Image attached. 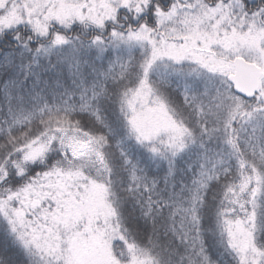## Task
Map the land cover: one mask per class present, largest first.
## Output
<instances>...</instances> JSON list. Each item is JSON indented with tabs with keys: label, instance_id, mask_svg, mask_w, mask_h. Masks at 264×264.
<instances>
[{
	"label": "trees",
	"instance_id": "16d2710c",
	"mask_svg": "<svg viewBox=\"0 0 264 264\" xmlns=\"http://www.w3.org/2000/svg\"><path fill=\"white\" fill-rule=\"evenodd\" d=\"M184 1L151 0V7L138 18L135 11L122 7L115 20L105 22L104 30L127 34L130 28L135 31L141 25L155 28L157 6L165 12ZM204 1L213 5L229 0ZM243 2L248 11L264 4V0ZM56 30L76 45L75 59L63 61L57 55L54 60L48 55V63H39V53L22 55L19 51L21 44L35 36L29 25L0 30V163L9 154L16 158L17 148L26 149V143L38 137L59 135L60 129L85 141L102 136L105 140L96 147L103 159L95 153L91 159L82 158L80 171L103 189L111 203L112 227L117 234L111 246L117 254L126 251L127 244H135L149 250L144 257L151 264H204L203 256L191 255L202 245L209 264H238L227 246L219 213L227 218L235 207L236 214L243 216L231 203L234 197L228 189L239 191L241 176L246 174L241 165H261L264 151L259 127L253 130L240 115L229 127L217 114L232 94L244 98L245 107L254 101L233 90L231 94L228 83L221 84L219 78L197 77L183 83L169 79L164 83L177 98L172 100L184 104L180 120L191 135L184 137L186 146L175 156L171 152L154 154L147 143L137 142L124 108L127 89L139 79L136 65L140 67L143 53L124 49L108 52L105 43L99 50L94 43L103 31L92 24L75 21L71 26H56ZM35 43L48 45L49 41ZM54 117L71 119L72 123L63 128L50 120ZM217 118L221 121L215 122ZM67 156L71 158L70 151ZM54 166L69 167L58 141L52 143L43 160L29 162L23 176L13 167L4 187L15 190L27 178L44 177ZM258 204V244H264V196L258 198ZM247 208L252 210L251 205ZM193 212L200 219L199 225L192 220ZM197 228L200 239L196 249L186 248L185 240L195 237ZM3 256L9 264H42L39 256L30 255L15 241L0 215V264H4Z\"/></svg>",
	"mask_w": 264,
	"mask_h": 264
},
{
	"label": "snow or ice",
	"instance_id": "6c2138e0",
	"mask_svg": "<svg viewBox=\"0 0 264 264\" xmlns=\"http://www.w3.org/2000/svg\"><path fill=\"white\" fill-rule=\"evenodd\" d=\"M122 6L132 10V5L127 2ZM119 7L120 5L113 7L112 12L115 13ZM148 7L151 6L148 5ZM189 7L193 11L191 19L185 20L186 29L193 31L190 25L195 23L201 30L193 31L191 43H186L180 50H174L173 45L165 46L163 39L160 41V48L155 46L154 40L151 41L153 50L144 69L145 78L132 94V99L127 101V106L133 108L137 98L147 99L151 91L147 82V72L157 60L167 57L180 63L190 58L210 73H220L228 77L237 85L239 92L254 101L253 105L245 107L246 102L242 101L240 96H234L233 99L237 103L230 113L227 124L230 127L237 115L246 117V122L253 127V130L259 127L261 148L264 151V4L251 13L246 11L247 5L244 4L239 5V13H237L235 3H220L210 10H205L199 5ZM25 8L28 10L29 17L33 14L43 15V20H37L34 25V31L41 36L48 35L52 21L63 26H71L75 21L81 24L92 23L100 28L104 26V20L100 18L95 5L89 6L77 0H71L68 3L64 0H60L59 3L56 0H44L43 3L27 4L19 9L21 15H24ZM85 9L87 11H84ZM135 12L138 18L143 10L136 6ZM177 12L176 6L163 14L159 6L156 8V15L162 14L169 20ZM236 15H239L238 22ZM185 16H188V13H185ZM217 16L219 19H216ZM211 20H215V23L209 24ZM225 21H227V27H222ZM112 35L118 39L122 38L115 31ZM128 39L142 42L149 41L150 38L146 34L130 32ZM196 40L202 42L198 54L193 52L196 48ZM63 42L65 38L56 35L54 43ZM212 46H216L217 50L213 51ZM188 53L193 54L189 56ZM149 111L162 112L163 105L159 109H149ZM138 118L139 113L133 115L129 121L130 130L135 134L137 142L148 144L150 152L161 156L171 152L175 156L178 151L185 148L184 137L191 133L187 128L177 126L171 117H162L159 122L149 128L143 127ZM59 132V135L45 136L44 139L38 137L26 143V149H16L14 153L16 158H12L13 154H9L3 163H0V182H3L0 184V215L6 221L15 241L30 255L39 256L42 264H97L95 252L91 249V245L98 238L94 234L97 231L94 225V213L89 211L83 203L79 206L75 205L71 200L74 193L65 194L55 186L53 190L41 193L39 176L27 178L23 185L15 190L4 187L7 184L6 178L9 171L13 167L17 175L23 176L26 165L37 159L43 160L47 152L51 150L54 141H58L61 150L65 152L69 167L65 169L54 166L44 174L45 177L65 173L69 177L79 178L81 172L78 169L84 165L78 162L82 158L91 159V155L95 153L101 160L103 159L96 146L105 140L104 137H88L85 141L75 134H69L66 129H60ZM87 135L85 133V136ZM229 143L233 141L229 140ZM69 151L71 158L67 156ZM241 167L245 169L246 174L241 176V182L237 186L239 191L229 188L228 192L234 197L231 203L239 207L243 216L236 214L235 207L230 210L233 215H228L227 218L225 213H219L221 229L226 235L228 248L238 258V264H264V244H258L257 236L258 198L264 196V160L259 166L252 164L245 168L242 164ZM93 187L96 186L93 185ZM48 201L51 203H47ZM42 202L47 203V206H42ZM248 205H251V211H248ZM192 220L199 225L200 219L195 212H193ZM199 239V228H197L196 236L185 240L186 248L196 249V242ZM126 248V251L122 249L117 254L114 247L107 246L108 264H147V261L142 260L141 257L149 255L148 249L140 248L135 244H127ZM191 255L203 256L204 264H209L208 257L204 256L202 245ZM3 258L4 264H9L8 259L4 256Z\"/></svg>",
	"mask_w": 264,
	"mask_h": 264
},
{
	"label": "rangeland",
	"instance_id": "374dc122",
	"mask_svg": "<svg viewBox=\"0 0 264 264\" xmlns=\"http://www.w3.org/2000/svg\"><path fill=\"white\" fill-rule=\"evenodd\" d=\"M150 1L151 0H77V2L87 3L89 4V6L95 5L96 9L99 11L100 18L103 19L104 16H106L107 18L106 21H104V24L105 22H107V20H113L112 17L116 16L118 10L123 7L122 5L124 3L127 2L132 5V10L130 11H135L136 6H139L144 12V10H146L148 5L151 3ZM248 1L250 3H254L256 0ZM43 2L44 0H0V30H12L20 25H29L30 29L35 33V36L32 38L29 37L25 41V43L21 44V49L19 51L22 52V55H29L31 52L39 53L40 58L36 59V61H38L39 63H48L49 60L46 59L48 55H52L54 60L57 55H59V58L63 61H65L67 58L69 61L75 59L77 47L72 40L68 41V39L66 38L65 42L63 43H54L56 35L62 36V34L56 30V26L60 27L63 25L52 21L49 27L48 35L41 36L34 31V25L37 20H43V15L36 16L35 14H33L31 17H29V15L27 14L28 10L26 8L24 11V15L20 14L19 9L24 8L25 5ZM56 2L59 3L60 0H56ZM64 2L68 3L71 2V0H64ZM220 3H235L237 5V13H239V5L244 4L243 0L218 1L213 5L207 4L204 0H185L182 3L179 2L173 5L178 8V12L172 19H166L162 14L169 12L173 6L168 11H161V15H157L155 28L141 25L140 27L135 29V31L130 28L127 34H123L122 32H116L119 36H122L121 39H118L112 35L114 31L106 33V30H104V26L103 28H100L92 23H88L94 25L97 29L103 31L102 35L99 37V40H96V42L94 43L97 47L99 45L103 46V43H105L108 52H111L116 49H124L122 51H126L128 53H143L144 57L140 64V67L139 64L136 65V71H139L140 69L139 79L137 81L136 78L135 84H133L134 86L129 87L127 89L128 94L127 97L124 98L126 103L124 108L130 115L129 121L132 119L133 115L139 113V122L145 128L153 126L154 124L159 122L162 117H171V119L176 122L177 126L184 127L182 125V120H180L181 112H183L184 110V104L182 102L172 100V98H176L175 94L171 92L170 89L166 87V83H164L171 78L178 79L182 83L187 82L188 80H193L197 77H200L202 79L219 78L217 80H219L221 84L228 83L226 87L232 94L233 88L228 82V77L220 73L212 74L190 58L185 59L180 63H176L173 60L164 57L162 60H157L147 72V82L149 88L151 89L147 96V99L141 100L137 98L134 101L133 108H129L127 106V101L132 99V94L136 91L137 88H139L141 80L145 78L144 69L146 66V62L150 58V55L153 50V45L151 41L154 40L156 42L155 46L157 48H160V41L161 39H163L165 46L173 45L174 50H180L181 47L184 46L186 43H191L193 39V31L201 30L197 27L195 23H192L190 25L193 31H189L186 29L185 20L191 19V13L193 11V9L189 6L199 5L205 10H210L211 8H214L217 4ZM117 5H120V7L115 13H113L112 8L116 7ZM84 11H87V9H85ZM246 11L248 10L246 9ZM248 12L251 13L252 11ZM185 13H188V16H185ZM216 19H219V16H217ZM236 21H239V15H236ZM208 23H215V20H211ZM222 27H227V21L224 22ZM228 30L230 31L231 29L229 28ZM130 32L139 33L142 35H149L150 39L149 41L142 42L136 40H129L128 36ZM35 41H49V43L48 45H40V43L36 44ZM31 42H33L35 46L33 49L31 46ZM195 43L196 48L193 49V52L198 54V49L202 47V42L200 40H196ZM98 49L102 50L101 46L98 47ZM212 50H217V47L212 46ZM192 54L193 53H188L189 56H191ZM145 91H148V89H145ZM192 94L197 95V93ZM233 97V94L232 96L230 95V98L228 99L229 101L226 100L224 108L217 114V116L223 117L224 125H228L227 121L229 120L230 113L233 109H235V105L237 103L233 99ZM241 100L244 101V98L241 97ZM161 105H163L162 112L149 111V109H159ZM195 106L196 105L191 107V109H193ZM165 113L166 116H164ZM54 118H51L50 120H53L52 122H55L56 125H59L63 128L69 127L72 123L71 119L63 120L57 117ZM218 120L221 121V119L219 118L214 121L216 122ZM189 124L192 125L193 122H190ZM185 136H187V134ZM64 168L67 169L68 167ZM78 170L80 171V169ZM40 181L41 183L39 185V191L41 193L53 190V186L59 188L65 194L74 193V195L71 197L72 202L77 206L83 203L87 206L89 211L94 213V225L97 230L94 234H96L98 238L91 245V249L95 252L97 264H108L106 247L111 246V242L116 239L117 234L114 228L112 227L114 219L112 214L111 203L108 202V200L106 199L103 189L98 184L88 181L85 177H83L82 173L79 178L69 177L65 173H61L60 175L53 174L51 176L41 177ZM93 185H95L96 187H93ZM65 198H68L67 195L65 196ZM47 203H51V201H48ZM47 203L42 202V206H47ZM54 206L55 205L53 204V207ZM29 219H31L30 216ZM37 259L40 260L39 257H37ZM141 259L147 261V264H151L150 259H148L147 257L143 256L141 257Z\"/></svg>",
	"mask_w": 264,
	"mask_h": 264
},
{
	"label": "water",
	"instance_id": "95a60500",
	"mask_svg": "<svg viewBox=\"0 0 264 264\" xmlns=\"http://www.w3.org/2000/svg\"><path fill=\"white\" fill-rule=\"evenodd\" d=\"M228 82L232 85L233 91H234L235 93L240 94V95L244 96V97L247 98V99H250V98H248L246 95H244L243 93L239 92V91L237 90V85H236L235 83L231 82V81L229 80V78H228Z\"/></svg>",
	"mask_w": 264,
	"mask_h": 264
}]
</instances>
